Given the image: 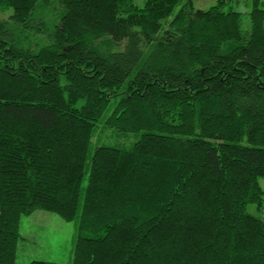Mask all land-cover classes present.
<instances>
[{"label":"trees","instance_id":"trees-1","mask_svg":"<svg viewBox=\"0 0 264 264\" xmlns=\"http://www.w3.org/2000/svg\"><path fill=\"white\" fill-rule=\"evenodd\" d=\"M233 1L0 0V264L38 209L72 264H264V0Z\"/></svg>","mask_w":264,"mask_h":264},{"label":"rangeland","instance_id":"rangeland-1","mask_svg":"<svg viewBox=\"0 0 264 264\" xmlns=\"http://www.w3.org/2000/svg\"><path fill=\"white\" fill-rule=\"evenodd\" d=\"M136 1L139 5H143L145 0ZM216 2L217 0H194V5L197 8H208ZM226 8L241 11L243 26L249 29L252 0H234L232 3L229 2ZM8 13L9 11L0 12V17H5ZM138 137L139 134L135 132L123 133L101 125L93 143L94 145L130 147ZM259 182L264 189V177H260ZM248 211L259 214L255 203L248 204ZM20 231L23 237L19 242L16 264H29L35 259L72 264L78 238V227L75 221L66 220L53 211L38 209L31 214L22 215Z\"/></svg>","mask_w":264,"mask_h":264},{"label":"built area","instance_id":"built-area-1","mask_svg":"<svg viewBox=\"0 0 264 264\" xmlns=\"http://www.w3.org/2000/svg\"><path fill=\"white\" fill-rule=\"evenodd\" d=\"M263 216H264V214H263Z\"/></svg>","mask_w":264,"mask_h":264}]
</instances>
